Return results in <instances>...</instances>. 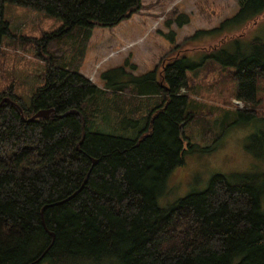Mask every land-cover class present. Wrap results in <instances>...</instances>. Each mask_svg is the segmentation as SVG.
<instances>
[{
    "label": "trees",
    "instance_id": "16d2710c",
    "mask_svg": "<svg viewBox=\"0 0 264 264\" xmlns=\"http://www.w3.org/2000/svg\"><path fill=\"white\" fill-rule=\"evenodd\" d=\"M236 2L234 15L204 32L244 27L264 15V0ZM4 4L58 18L59 33L85 34L63 50L45 44L44 85L29 107L0 91V102L9 99L0 106V264H264V212L254 180L217 174L202 192L169 208L157 205L167 177L183 164V126L197 117L186 112L183 92L189 59L173 58L138 77L125 62L113 71L129 81L112 90L79 72L90 30L118 26L141 10V0H0V34L7 31ZM174 23L182 27L189 17L180 14ZM174 36L164 35L173 42ZM249 49L217 57L236 69L235 99L244 106L237 112L245 120L256 118L260 103L264 42L253 40ZM138 99L140 108L150 107L133 137L98 131L96 120L110 112L130 122ZM40 110L56 117L28 121Z\"/></svg>",
    "mask_w": 264,
    "mask_h": 264
},
{
    "label": "rangeland",
    "instance_id": "374dc122",
    "mask_svg": "<svg viewBox=\"0 0 264 264\" xmlns=\"http://www.w3.org/2000/svg\"><path fill=\"white\" fill-rule=\"evenodd\" d=\"M141 10L116 27L94 26L85 49L80 74L99 89L118 88L116 83L129 77L115 68L138 77L168 64L171 59L185 56L192 69L186 71L189 105L186 112L197 117L183 126V164L167 177L156 197L160 208H169L178 200L195 192H202L212 176L228 178L245 176L256 182L260 192V208L264 212V77L258 81L259 105L256 118L241 119L237 110L244 109L235 99L236 81L233 67H224L217 57L220 53H249L250 42H264V15L254 24L244 27L228 23L216 28L237 11L236 0H141ZM180 14L189 23L177 27L174 20ZM2 22L7 31L0 34V91L9 90L29 107L31 97L44 85L46 64L45 44L53 43L55 50L72 44L83 29L71 35L59 33L62 22L45 12L4 4ZM170 23V27L167 26ZM173 31L174 42L164 37ZM74 48L72 47V50ZM48 48L46 52L52 53ZM206 64L203 68L201 62ZM131 66L135 68L132 69ZM225 68V69H224ZM107 73L104 79L100 76ZM158 99H151L155 104ZM127 117L129 121L110 112L105 121L96 120L101 133L133 137L142 127L147 108L138 105ZM106 114V111L103 113ZM136 122V123H133ZM41 264H51L44 260Z\"/></svg>",
    "mask_w": 264,
    "mask_h": 264
},
{
    "label": "water",
    "instance_id": "95a60500",
    "mask_svg": "<svg viewBox=\"0 0 264 264\" xmlns=\"http://www.w3.org/2000/svg\"><path fill=\"white\" fill-rule=\"evenodd\" d=\"M9 99H4L2 102H0V106L2 105V103H6L8 102ZM49 117H56L55 113L53 110H40L38 112H36L35 114H33L28 121L33 120V119H37V118H49Z\"/></svg>",
    "mask_w": 264,
    "mask_h": 264
},
{
    "label": "crops",
    "instance_id": "0c3cea01",
    "mask_svg": "<svg viewBox=\"0 0 264 264\" xmlns=\"http://www.w3.org/2000/svg\"><path fill=\"white\" fill-rule=\"evenodd\" d=\"M206 63L203 61V62H201L200 64H199V67L200 68H203V66L205 65ZM225 69V68H224ZM233 72V71H232Z\"/></svg>",
    "mask_w": 264,
    "mask_h": 264
}]
</instances>
